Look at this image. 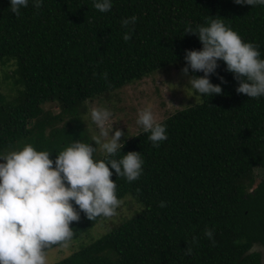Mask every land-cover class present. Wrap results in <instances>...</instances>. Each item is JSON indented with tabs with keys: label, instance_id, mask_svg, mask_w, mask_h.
I'll return each instance as SVG.
<instances>
[{
	"label": "trees",
	"instance_id": "trees-1",
	"mask_svg": "<svg viewBox=\"0 0 264 264\" xmlns=\"http://www.w3.org/2000/svg\"><path fill=\"white\" fill-rule=\"evenodd\" d=\"M9 7L0 0V154L31 144L55 160L73 140L90 143L94 101H107L115 112L122 89L165 67H185V50L202 48L184 34L188 26L224 19L264 59V6L113 0L109 12H100L93 0H44L18 16ZM131 16L135 25L122 27ZM218 65L210 81L221 84L223 77L221 95L196 96L195 105L160 121L168 138L159 147L141 131L115 157L142 155L137 181L111 177L118 198L131 196L140 210L87 243L101 217L91 221L81 213L70 225L78 249L54 264H262L253 249L264 246V97L238 94V81L223 61ZM94 158L105 156L97 150Z\"/></svg>",
	"mask_w": 264,
	"mask_h": 264
},
{
	"label": "clouds",
	"instance_id": "clouds-1",
	"mask_svg": "<svg viewBox=\"0 0 264 264\" xmlns=\"http://www.w3.org/2000/svg\"><path fill=\"white\" fill-rule=\"evenodd\" d=\"M32 4L40 9L44 0H9L10 12L18 16L21 9ZM237 5L264 6V0H234ZM94 8L109 12L113 0H93ZM137 17L122 19L121 26L135 25ZM184 34L194 35L202 44L200 50H185V67L181 75L187 77V86L193 96L201 99L222 94L221 84H213L210 76L216 74L218 61L238 81L236 92L249 99L264 97V59L258 47L244 42L224 19L213 18L210 24L188 26ZM130 34L123 36L129 40ZM191 70V74H190ZM195 73H203L197 76ZM107 79V73L104 74ZM184 88V89H185ZM113 112L106 107H93L90 120L95 126L91 142L73 140L60 151L55 160L50 152L38 151L31 144L22 149L0 154V264H48V250L52 246L67 248L74 237L70 227L83 213L87 219L111 218L123 201L117 196V183L111 177L137 181L143 174L141 153H122L129 137L124 131H113ZM136 124L154 147L167 140L166 125L157 122L149 104L138 112ZM124 138L122 141L121 138ZM105 159H95L97 150ZM114 170L113 171H110ZM165 207V202H160ZM205 237L213 241V230L205 229ZM214 242V241H213ZM187 255L192 249L187 247Z\"/></svg>",
	"mask_w": 264,
	"mask_h": 264
},
{
	"label": "rangeland",
	"instance_id": "rangeland-1",
	"mask_svg": "<svg viewBox=\"0 0 264 264\" xmlns=\"http://www.w3.org/2000/svg\"><path fill=\"white\" fill-rule=\"evenodd\" d=\"M170 67V68H169ZM168 68V69H165ZM151 74L149 77L135 82L119 93L121 96L120 105H117L115 112H113V120L109 123L113 124V131L120 129L127 135V129L130 136H135L141 132L140 127L136 124L138 118V112L149 104L153 107L154 115L157 122L164 120L167 116L175 113L178 110L191 107L197 103L196 96H193L187 86V77L181 75L180 67L171 65ZM185 88V89H184ZM0 91H3L1 88ZM107 101H94L90 105V110L93 107H109ZM90 117V111H89ZM95 127H93L94 129ZM129 137L127 140H129ZM123 141L124 138L122 137ZM98 153L104 156L98 149ZM261 172L257 175V179H260ZM122 205L117 210L118 214L111 218L101 217L91 230L89 237L85 239V242H89L90 239L96 240L99 237L109 233L110 229L129 218H132L140 210V205L131 196H126ZM81 240H76L70 243L67 248L56 247L48 250V264H54L62 258L70 255L78 249V245ZM253 251L261 253L262 264H264V246H255Z\"/></svg>",
	"mask_w": 264,
	"mask_h": 264
}]
</instances>
